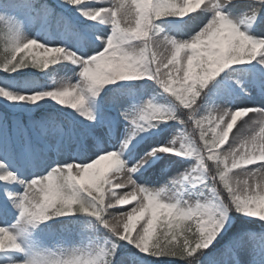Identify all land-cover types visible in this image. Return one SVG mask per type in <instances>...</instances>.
Segmentation results:
<instances>
[{
    "label": "snow or ice",
    "instance_id": "1",
    "mask_svg": "<svg viewBox=\"0 0 264 264\" xmlns=\"http://www.w3.org/2000/svg\"><path fill=\"white\" fill-rule=\"evenodd\" d=\"M0 264H264V0H0Z\"/></svg>",
    "mask_w": 264,
    "mask_h": 264
},
{
    "label": "rangeland",
    "instance_id": "2",
    "mask_svg": "<svg viewBox=\"0 0 264 264\" xmlns=\"http://www.w3.org/2000/svg\"><path fill=\"white\" fill-rule=\"evenodd\" d=\"M73 239H75V237H72ZM49 243L51 244V243H55V241L54 240H49Z\"/></svg>",
    "mask_w": 264,
    "mask_h": 264
}]
</instances>
